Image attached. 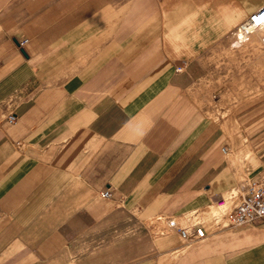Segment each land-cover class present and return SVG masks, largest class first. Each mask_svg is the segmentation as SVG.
Listing matches in <instances>:
<instances>
[{
    "label": "crops",
    "instance_id": "crops-1",
    "mask_svg": "<svg viewBox=\"0 0 264 264\" xmlns=\"http://www.w3.org/2000/svg\"><path fill=\"white\" fill-rule=\"evenodd\" d=\"M16 1L36 28L19 46L0 3V264H264V218H225L264 132L222 127V104L264 105L263 29L239 33L264 0Z\"/></svg>",
    "mask_w": 264,
    "mask_h": 264
},
{
    "label": "rangeland",
    "instance_id": "rangeland-1",
    "mask_svg": "<svg viewBox=\"0 0 264 264\" xmlns=\"http://www.w3.org/2000/svg\"><path fill=\"white\" fill-rule=\"evenodd\" d=\"M2 5V19L5 32L8 30L13 31L14 35L18 37V40L25 37L28 32L32 31V25L26 22L27 19V8L25 2L10 0H0ZM13 5V6H12ZM17 17V18H16ZM14 19H18V23H11ZM42 26V25H41ZM257 32V31H256ZM264 32V29L263 31ZM261 34V32H260ZM258 36V41H259ZM19 46H23L24 40H19ZM259 47L262 48L264 45L259 42ZM206 63H210L211 67L215 70L209 74L214 79V86H216V91L220 87L222 89V55H216L207 57ZM181 62H185L181 60ZM258 65L260 67V74L264 75V57L259 56ZM222 127L227 130V139L233 142L234 139H241L243 143H248V140L254 139L264 132V105L263 104H244V103H232V104H222ZM257 127L255 130H252ZM232 140V141H231ZM258 143L260 157L264 158V146H260ZM253 149L249 150L248 158L252 154ZM236 189L230 192H226L224 197H228L233 193H236ZM218 202V201H217ZM164 223V221H163ZM165 223L162 224L161 230L167 231L165 229Z\"/></svg>",
    "mask_w": 264,
    "mask_h": 264
},
{
    "label": "built area",
    "instance_id": "built-area-1",
    "mask_svg": "<svg viewBox=\"0 0 264 264\" xmlns=\"http://www.w3.org/2000/svg\"><path fill=\"white\" fill-rule=\"evenodd\" d=\"M263 13L264 5L249 17V24L244 26H259L263 24ZM261 41L264 44V32L261 35ZM184 65L185 62L179 63L175 70L180 71ZM15 117L14 113H10L7 118L9 121H13ZM102 195L108 197L110 193L108 190H104ZM218 203L222 204L223 199H220ZM225 218L229 225H240L264 218V176L251 177L247 181L239 201L226 213ZM165 225L167 231H178L180 236L187 241L196 240L205 235L200 221H195L188 227H180L174 218H168L165 221Z\"/></svg>",
    "mask_w": 264,
    "mask_h": 264
},
{
    "label": "bare ground",
    "instance_id": "bare-ground-1",
    "mask_svg": "<svg viewBox=\"0 0 264 264\" xmlns=\"http://www.w3.org/2000/svg\"><path fill=\"white\" fill-rule=\"evenodd\" d=\"M262 18H264V13H263ZM260 29H264V23L259 25V26H246L244 29H241V31L239 32L240 37H243L245 35V33L254 32L256 30L261 31ZM257 33H260V32H257ZM262 44H263V42H262Z\"/></svg>",
    "mask_w": 264,
    "mask_h": 264
}]
</instances>
